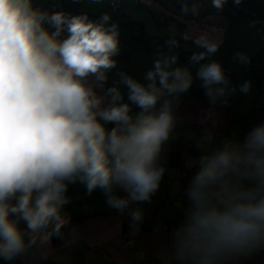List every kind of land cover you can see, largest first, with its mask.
I'll return each mask as SVG.
<instances>
[{
    "label": "clouds",
    "instance_id": "obj_1",
    "mask_svg": "<svg viewBox=\"0 0 264 264\" xmlns=\"http://www.w3.org/2000/svg\"><path fill=\"white\" fill-rule=\"evenodd\" d=\"M182 2V14L199 13L200 0ZM227 2L211 0L217 10ZM110 21L107 12L92 20L87 13L49 14L34 8L32 0H0L2 259L25 253L37 240L45 244L61 235L70 222L62 211L69 203L66 182L79 180L88 193L102 189L107 203L121 211L132 202L150 201L159 189L165 169L158 160L177 123L173 99L189 90L193 77L188 68L174 67L177 55L161 52L144 75L146 84L118 73L128 100L141 111L131 114L117 86L106 90L110 101L105 106V96L95 89L117 67L113 57L120 51L119 25ZM194 43L204 49L191 57L198 63L216 53L221 41L205 32ZM167 45L179 46L175 38ZM236 56L250 63L243 53ZM196 75L212 104L236 90L229 89L219 62L202 64ZM250 87L246 81L240 90L246 93ZM107 123L115 126L107 130ZM189 166L198 171L187 189L185 220L174 232L176 258L215 264L225 255L264 246V124L242 143L226 139ZM116 188L127 198L115 195ZM131 216L139 221L142 213L136 210ZM21 221L27 226V243L18 227Z\"/></svg>",
    "mask_w": 264,
    "mask_h": 264
},
{
    "label": "crops",
    "instance_id": "obj_2",
    "mask_svg": "<svg viewBox=\"0 0 264 264\" xmlns=\"http://www.w3.org/2000/svg\"><path fill=\"white\" fill-rule=\"evenodd\" d=\"M49 1L53 0H32L33 7H43ZM118 1L119 5L114 6L110 0L106 10L113 17L111 21L120 28V51L113 57L117 67L107 73L108 80L103 87H96L97 94L105 96L109 87L117 86L124 97L122 102L130 104L134 116L141 109L128 100V89L120 83L118 73L125 72L146 84L144 75L153 68L161 52L177 55L174 67L188 68L193 77L189 90L173 99L177 123L158 160V165L165 169L159 189L150 201L132 202L121 211L107 203L102 189L88 193L79 180L66 182L65 195L69 203L62 211L70 217V222L62 228L61 235L53 236L45 244L37 240L25 253L11 260L0 258V264H190L177 259L174 248V232L184 222L190 207L187 191H182L179 181L184 168L188 172L197 170L198 166L190 167L189 162L221 147L226 139L242 143L254 127L264 124V74H259L251 61L241 63L236 56L243 53L250 60L264 57V0H241L238 5H231L232 0H228L222 10L214 8L211 0H200L197 15L182 14V0ZM233 5H236L235 9H231ZM118 11L120 20L113 16ZM167 17L177 22V31L162 29L160 25ZM138 20L140 25H135ZM154 24L157 28L150 32ZM44 27L49 32L54 31L47 23ZM190 27L199 34L208 33L211 39H219V50L197 63L191 57L204 51L203 48L174 37L179 46L170 49L168 39H162L163 31L183 35ZM66 36L65 32L61 38ZM212 61L222 65L230 81L229 89H236L215 104L209 101L202 81L196 75L202 64ZM89 79L95 83L94 77ZM246 81L251 82V87L245 93L240 89ZM109 101L110 97L105 96V106ZM104 126L110 130L115 125L107 123ZM209 135L212 136L210 141L205 139ZM171 148L176 151L172 152ZM114 194L121 198L128 195L120 188H116ZM136 210L142 213L139 221H133L131 216ZM9 218L15 219L14 216ZM18 227L26 233L27 243L26 223L21 221ZM215 264H264V246L251 253L225 255Z\"/></svg>",
    "mask_w": 264,
    "mask_h": 264
},
{
    "label": "trees",
    "instance_id": "obj_3",
    "mask_svg": "<svg viewBox=\"0 0 264 264\" xmlns=\"http://www.w3.org/2000/svg\"><path fill=\"white\" fill-rule=\"evenodd\" d=\"M231 1V0H230ZM52 2V3H51ZM49 1L47 5H44L43 7H38L41 10H47L49 12V14L56 12V11H63L65 14L68 15H79V14H83V13H87L90 17V19L93 20V17L95 15L94 12L90 11V9L88 8H84L80 5V1L79 0H60L59 3L56 2V0L53 1ZM233 2V0H232ZM234 3H231V5ZM236 5L232 6L231 9H235ZM140 22V20H138ZM137 22V21H136ZM137 22L135 25H140V23ZM262 22H264V18L262 19ZM166 30H172L169 26L164 27ZM163 29V27H162ZM178 36H181L179 34H177ZM166 37L162 35V39ZM174 38V37H173ZM255 58V57H252ZM253 67L255 68V70L259 73V74H264V57H256L254 60H250ZM172 152L176 151L175 149L171 148L170 149ZM206 150V149H203ZM168 152V151H167ZM205 153V151H203ZM170 153V151H169ZM170 160H172V158H170ZM190 173V172H189ZM183 175H186V173L184 172ZM184 178V177H183ZM192 180V179H191ZM191 180H189V182L185 183V182H181V187H182V191L186 192ZM180 195V193H179ZM180 197L183 198V196L181 195Z\"/></svg>",
    "mask_w": 264,
    "mask_h": 264
},
{
    "label": "water",
    "instance_id": "obj_4",
    "mask_svg": "<svg viewBox=\"0 0 264 264\" xmlns=\"http://www.w3.org/2000/svg\"><path fill=\"white\" fill-rule=\"evenodd\" d=\"M137 22H139V21H137ZM136 21H135V24L137 23ZM140 23V22H139ZM161 27H167V26H169L171 29L173 28V30H175V31H177L178 30V24H177V22L174 20V19H170L169 17H167V18H165V20L164 21H162V24L160 25ZM157 28V26H155V24H154V26H152L151 28H150V32L152 31V30H154V29H156ZM151 34V33H150ZM163 36H166L165 38L166 39H170L171 37H178V38H180V39H183V40H186V41H191V42H194V40H195V38L197 37L196 35H192V34H190V33H185V34H183V35H181V36H178L177 34H172V33H170V32H165L164 33V31H163V34H162ZM185 37H188L187 39H185ZM185 148V147H184ZM167 150H169V149H167ZM184 171H185V173H186V175H183L182 177H181V180H179L180 182H185V183H187V182H189V180H191L192 179V177L196 174V172L198 171V169L197 170H194L193 172H188V171H186V169L184 168ZM184 177V178H183Z\"/></svg>",
    "mask_w": 264,
    "mask_h": 264
},
{
    "label": "rangeland",
    "instance_id": "obj_5",
    "mask_svg": "<svg viewBox=\"0 0 264 264\" xmlns=\"http://www.w3.org/2000/svg\"><path fill=\"white\" fill-rule=\"evenodd\" d=\"M80 2L82 4V7L91 8L90 11L97 14L95 16V20H97L103 13H105L106 10H108V6H110V0H99V2H95V0H80ZM114 8L119 9L118 7H114ZM139 12H141V11H139ZM109 14L111 16V13H109ZM113 16H116V20H117V18H119V20L121 19V16L119 15V11L117 13L113 14ZM132 16L135 18L133 13H132ZM111 18L113 19L112 16H111ZM110 23H114V22L110 21ZM190 25H192V24H190ZM187 33H190V34L196 35V36L200 35L197 32V30L193 27H190Z\"/></svg>",
    "mask_w": 264,
    "mask_h": 264
},
{
    "label": "built area",
    "instance_id": "obj_6",
    "mask_svg": "<svg viewBox=\"0 0 264 264\" xmlns=\"http://www.w3.org/2000/svg\"><path fill=\"white\" fill-rule=\"evenodd\" d=\"M118 2H119L118 0H113L114 6H118V5H119ZM262 39L264 40V35L262 36ZM263 63H264V62H263Z\"/></svg>",
    "mask_w": 264,
    "mask_h": 264
},
{
    "label": "bare ground",
    "instance_id": "obj_7",
    "mask_svg": "<svg viewBox=\"0 0 264 264\" xmlns=\"http://www.w3.org/2000/svg\"><path fill=\"white\" fill-rule=\"evenodd\" d=\"M234 4H235V3H234ZM186 29L189 30L188 28H186ZM187 30H186V31H187Z\"/></svg>",
    "mask_w": 264,
    "mask_h": 264
}]
</instances>
